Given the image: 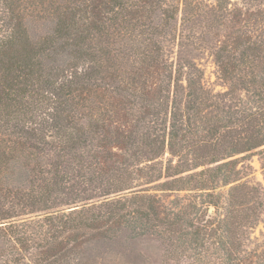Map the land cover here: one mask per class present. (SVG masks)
I'll return each mask as SVG.
<instances>
[{"label":"trees","instance_id":"trees-1","mask_svg":"<svg viewBox=\"0 0 264 264\" xmlns=\"http://www.w3.org/2000/svg\"><path fill=\"white\" fill-rule=\"evenodd\" d=\"M254 156L264 0H0V264H104L124 234L264 264Z\"/></svg>","mask_w":264,"mask_h":264},{"label":"rangeland","instance_id":"rangeland-1","mask_svg":"<svg viewBox=\"0 0 264 264\" xmlns=\"http://www.w3.org/2000/svg\"><path fill=\"white\" fill-rule=\"evenodd\" d=\"M232 2H240L241 0H231ZM194 57V56H193ZM195 62L203 72V84L213 92L225 91L223 82L219 79L217 69L212 56L208 52H202L194 57ZM264 159L261 156H254L251 160L253 167L254 177L264 187V176L261 174V163ZM228 186L222 189L226 192ZM189 194L181 193L178 196L183 197L182 201L188 203ZM194 202L201 204L200 199H195L193 195L190 196ZM193 197V198H192ZM192 202V201H191ZM213 209L210 207L207 210V217L211 215ZM251 237L258 244L264 245V214L260 217V221L251 230ZM128 235H121L117 242H108L102 245H91L84 256L99 259L97 262L104 264H201L196 263L194 256L185 250L184 247L174 251L173 246L169 242L158 240L152 235H146L137 239H128ZM188 236L184 238V242ZM215 241H218L219 236H215ZM173 242V241H172ZM171 242V243H172ZM182 242V240H181ZM176 244V242H174ZM183 243V242H182ZM172 252L168 255V251ZM187 250V249H186ZM209 260L213 258L208 252ZM85 264L87 262L82 261ZM88 264V263H87ZM92 264V263H90Z\"/></svg>","mask_w":264,"mask_h":264}]
</instances>
